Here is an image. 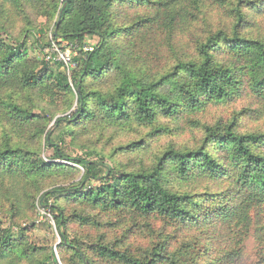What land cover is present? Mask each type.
Here are the masks:
<instances>
[{
  "label": "trees",
  "instance_id": "obj_1",
  "mask_svg": "<svg viewBox=\"0 0 264 264\" xmlns=\"http://www.w3.org/2000/svg\"><path fill=\"white\" fill-rule=\"evenodd\" d=\"M0 264H264V0H0Z\"/></svg>",
  "mask_w": 264,
  "mask_h": 264
},
{
  "label": "rangeland",
  "instance_id": "obj_2",
  "mask_svg": "<svg viewBox=\"0 0 264 264\" xmlns=\"http://www.w3.org/2000/svg\"><path fill=\"white\" fill-rule=\"evenodd\" d=\"M95 43H96V41L94 39H88V41H87V45L89 47L93 46ZM66 44H71V43H69L67 41H63L58 46L62 47V48L65 47V49L67 51L71 52V55L73 57L76 54L75 49L70 50V49L66 48V47H68V46H66ZM47 52H48V49L45 50L44 54L47 55ZM231 111H232L231 109L227 110L224 107H218V108H214L210 113H211V116L213 118L221 117V118L225 119V118L230 116ZM184 138L187 139L188 135H186ZM163 143H164V141L161 142V144H163ZM45 222H49L53 226V223L45 215V213L44 212H40V216L35 221L36 229L29 234L31 241L37 242L38 244H43V243L46 244L50 240H55V244L58 243L59 239L56 236V234L53 235L49 230H47L46 228L43 227V224ZM247 248H248V254H249V257L247 258V262L251 263V262L256 260V258L254 256L255 255L254 254L255 251L253 249L252 242H250L248 244Z\"/></svg>",
  "mask_w": 264,
  "mask_h": 264
},
{
  "label": "built area",
  "instance_id": "obj_3",
  "mask_svg": "<svg viewBox=\"0 0 264 264\" xmlns=\"http://www.w3.org/2000/svg\"><path fill=\"white\" fill-rule=\"evenodd\" d=\"M66 48L73 50L76 49V45L74 44H66ZM46 60L50 61H57V62H62L67 69L68 74H70V69L74 67V63L72 61V55L70 51H67L62 47H59L57 44H52L51 48L48 49L47 55H46Z\"/></svg>",
  "mask_w": 264,
  "mask_h": 264
},
{
  "label": "water",
  "instance_id": "obj_4",
  "mask_svg": "<svg viewBox=\"0 0 264 264\" xmlns=\"http://www.w3.org/2000/svg\"><path fill=\"white\" fill-rule=\"evenodd\" d=\"M65 6H63L62 10L64 9Z\"/></svg>",
  "mask_w": 264,
  "mask_h": 264
}]
</instances>
